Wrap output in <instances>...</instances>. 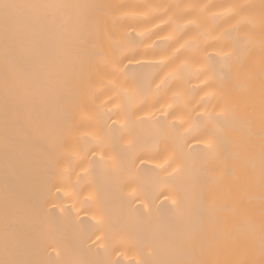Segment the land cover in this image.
<instances>
[{
  "label": "bare ground",
  "instance_id": "bare-ground-1",
  "mask_svg": "<svg viewBox=\"0 0 264 264\" xmlns=\"http://www.w3.org/2000/svg\"><path fill=\"white\" fill-rule=\"evenodd\" d=\"M0 264H264V0H4Z\"/></svg>",
  "mask_w": 264,
  "mask_h": 264
},
{
  "label": "snow or ice",
  "instance_id": "snow-or-ice-1",
  "mask_svg": "<svg viewBox=\"0 0 264 264\" xmlns=\"http://www.w3.org/2000/svg\"><path fill=\"white\" fill-rule=\"evenodd\" d=\"M10 7H13L12 5H9L8 3L4 2V0H0V8H3L5 10L9 9ZM159 264H172V262L168 261H161Z\"/></svg>",
  "mask_w": 264,
  "mask_h": 264
}]
</instances>
